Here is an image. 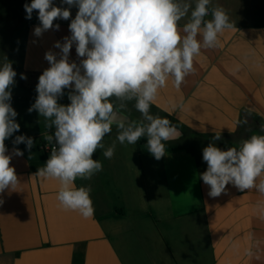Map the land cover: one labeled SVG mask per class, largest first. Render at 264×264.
Listing matches in <instances>:
<instances>
[{
	"label": "crops",
	"instance_id": "0c3cea01",
	"mask_svg": "<svg viewBox=\"0 0 264 264\" xmlns=\"http://www.w3.org/2000/svg\"><path fill=\"white\" fill-rule=\"evenodd\" d=\"M4 1L10 19L1 21L0 31L10 35L0 63L8 53L19 70L20 84L10 90V104L20 127L5 140L18 183L0 193V264H264V213L257 210L264 194L228 184L213 197L200 178L207 170L202 152L215 133L220 132L214 143L222 150L239 147L253 134L264 135V0H211L209 9L223 8L233 27L218 35L215 47L201 48L194 71L179 89L169 77L150 104V113L169 119L179 135L164 142L166 154L156 160L146 137L122 145L113 124L102 141L105 149L115 142L113 157L106 159L104 149H98L93 158L102 163V171L74 182L91 188L95 211L88 218L62 206L58 180L37 174L49 159L42 149L49 144L44 133L54 135L55 126L46 128L38 111H28L38 96V78L50 67L45 53L60 58L55 43L71 36L69 25L78 8L53 0V6L69 8L70 18L54 20L53 28L37 37L40 20L16 25L13 0ZM191 3L194 8L195 0ZM32 17H38V10ZM189 18L190 12L179 22L181 30ZM211 18L210 11L205 19ZM82 59L73 44L69 62L79 65ZM72 91L64 89L58 104L69 105ZM111 102L117 120H142L135 100L123 106L115 97ZM249 109L242 126L238 120ZM20 135L33 139L31 149L13 143ZM17 148L23 156L15 155Z\"/></svg>",
	"mask_w": 264,
	"mask_h": 264
},
{
	"label": "clouds",
	"instance_id": "9594fccd",
	"mask_svg": "<svg viewBox=\"0 0 264 264\" xmlns=\"http://www.w3.org/2000/svg\"><path fill=\"white\" fill-rule=\"evenodd\" d=\"M63 3L78 8L69 25L71 36L65 37L63 43H55L60 49L59 59L57 53H45L50 67L39 76L38 96L28 111H38L46 128L55 126L54 135L45 132L44 139L49 143L55 140L56 147L37 174L58 180L61 187L57 199L62 206L88 218L95 211L91 188L76 187L74 182L77 178L91 179L102 171V163L93 158L98 149H104L106 159L113 157L115 142L106 149L102 143L113 124L118 128L116 139L120 144H136L146 137L149 153L156 160L164 157V142L175 139L179 133L169 119L150 113L151 102L169 77L179 89L185 77L194 71V57L201 48L215 47L218 35L233 25L223 8L209 9L211 0H195L194 8L191 0H63ZM24 8L26 19H31L33 10H38L41 26L34 29L37 37L52 29L54 20H68L71 15L69 8L53 6V0H32ZM210 11L212 18L206 20ZM189 12L190 18L181 30L179 22ZM55 28L58 30L59 25ZM198 35H202V40ZM73 44L78 57L84 58L79 65L69 62ZM16 75L11 63L4 62L0 67V193L18 183L5 146V140L20 127L10 104V88ZM21 79L27 77L21 74ZM66 88L73 91L69 94L70 104L65 106L57 101ZM113 97L121 106L135 100L142 120H117ZM252 111L247 110L238 123L247 125ZM260 128L264 132V124ZM220 139V132L215 133L213 143L202 152L207 170L200 178L210 187L209 195L219 196L228 184L241 192L255 188L264 194V179H259L264 175V135L253 134L243 139L239 147L227 150L215 146L214 142ZM22 142L28 149L33 146V139L24 135L16 136L13 143ZM15 155L23 156V152L17 148ZM257 210L264 213V202L258 203Z\"/></svg>",
	"mask_w": 264,
	"mask_h": 264
},
{
	"label": "rangeland",
	"instance_id": "374dc122",
	"mask_svg": "<svg viewBox=\"0 0 264 264\" xmlns=\"http://www.w3.org/2000/svg\"><path fill=\"white\" fill-rule=\"evenodd\" d=\"M32 0H13V4H14V12H13V22L17 25V24H25L29 19H26V11H25V8H24V5L25 4H31ZM2 5L4 6V8H0V23L1 21L5 18H8L10 16V13L9 11H7V9H5V1L3 0L2 1ZM2 12V13H1ZM4 12V13H3ZM26 14V15H25ZM1 17H4V18H1ZM10 19V18H8ZM31 19H38V17H31ZM2 24V23H1ZM0 24V25H1ZM10 34L6 33V32H1L0 31V60L2 59V56H3V48L5 49L7 46H6V41H7V36L9 37ZM7 54V55H6ZM4 59H3V63L4 62H10L9 60V54L8 53H5L4 55ZM1 62V61H0ZM2 63H0V67H2ZM12 67H13V70L17 73V75L15 76L14 78V84L11 86L10 90L13 89V88H17L20 84V74H19V70H18V67L17 65H15L14 63H11Z\"/></svg>",
	"mask_w": 264,
	"mask_h": 264
},
{
	"label": "built area",
	"instance_id": "2783aa9c",
	"mask_svg": "<svg viewBox=\"0 0 264 264\" xmlns=\"http://www.w3.org/2000/svg\"><path fill=\"white\" fill-rule=\"evenodd\" d=\"M53 147H56L55 141L49 144L43 145L42 149L45 152V154L50 158L51 150Z\"/></svg>",
	"mask_w": 264,
	"mask_h": 264
}]
</instances>
